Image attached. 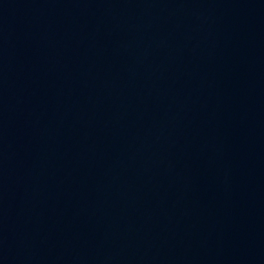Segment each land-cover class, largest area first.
<instances>
[{
    "label": "water",
    "instance_id": "1",
    "mask_svg": "<svg viewBox=\"0 0 264 264\" xmlns=\"http://www.w3.org/2000/svg\"><path fill=\"white\" fill-rule=\"evenodd\" d=\"M0 264H264V0H0Z\"/></svg>",
    "mask_w": 264,
    "mask_h": 264
}]
</instances>
